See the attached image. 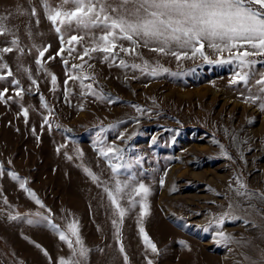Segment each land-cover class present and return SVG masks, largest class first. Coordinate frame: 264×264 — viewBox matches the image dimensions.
<instances>
[{
	"label": "rangeland",
	"instance_id": "rangeland-1",
	"mask_svg": "<svg viewBox=\"0 0 264 264\" xmlns=\"http://www.w3.org/2000/svg\"><path fill=\"white\" fill-rule=\"evenodd\" d=\"M47 4L60 7L61 0ZM72 7L68 4L64 9ZM0 17L6 28L0 49L12 48L0 52V66H8L0 67V76L5 77L0 91L8 89L6 102L0 101V264H59L61 258L81 264H125V255L128 264H147V259L153 264H264V199L260 198L264 111L259 101L245 102V97L259 92L256 81L264 73L263 57L250 58L262 62L253 66L244 86L230 83L239 71L235 61L210 64L199 55L177 60L143 46L125 54L117 47L118 55L110 61L101 52L92 53L91 59L84 57L83 73L92 77L84 84H92L93 95L81 88L78 79L68 80L67 86L64 82L68 75L80 74L71 65L84 62L74 57L92 45V35H102L99 29L85 35L65 32L57 24L62 28L57 33L47 17L45 0H0ZM76 34L85 35L76 52L70 56L64 43V51L57 55L61 35L66 41ZM117 43L131 47L125 40ZM45 48L40 57L39 50ZM204 51L211 60L218 59L212 50ZM228 55L225 52L222 58ZM38 58L42 66L36 64ZM121 59L129 67L120 66ZM144 61L168 71L153 77L131 67L143 66ZM49 73L57 77L55 86ZM13 80L19 85L14 86ZM18 89L24 90L22 98L15 94ZM22 108L28 109L27 123ZM101 139L105 146L122 150L123 160L112 163L130 165L120 169L118 178L135 176V183L150 189L149 214L143 218L140 196L131 197L134 206L128 196L120 200L127 212L119 242L113 226L119 216L104 191L105 186L113 189L115 179L108 160L97 150ZM85 168L98 180L93 181ZM237 179L251 197L237 195V190L245 191ZM20 181L27 182L25 187L44 207L20 187ZM218 204L226 205L227 212L230 204L234 206L232 216L239 219L228 217L218 226L213 213ZM73 222L86 257L74 256L59 238L64 232L75 242L67 228ZM141 223L159 255L145 248ZM219 232L232 239L221 240Z\"/></svg>",
	"mask_w": 264,
	"mask_h": 264
},
{
	"label": "snow or ice",
	"instance_id": "snow-or-ice-1",
	"mask_svg": "<svg viewBox=\"0 0 264 264\" xmlns=\"http://www.w3.org/2000/svg\"><path fill=\"white\" fill-rule=\"evenodd\" d=\"M68 4L73 5L71 10L64 9V6ZM45 11L48 19L55 26L57 33L62 31L60 26H56L57 24L63 26L65 32L77 31L84 32L87 35L93 29L101 31L102 35L99 37L95 35L90 37L92 40L91 46H84L83 51L77 53L76 57H74L84 62L71 65L72 69H80V74L68 75L66 72L68 79L64 82L67 86L68 80L78 79L81 88L88 89L90 94L93 95L96 94L91 92L92 84H84V80L92 79V77L83 73L84 64L87 63L84 57L91 59L92 53L101 52L105 54L103 59L110 61V58L114 59L118 55L114 51L117 47H119L120 52L125 54L135 53L137 47L143 46L158 54L172 55L177 60L182 57L190 58L199 55L200 58L210 64H232L235 61L239 71L234 72L230 83H242L244 86L248 85L253 66L262 62L250 58L264 57V0H114V2H110V0H61V6L56 8L50 7L47 4V0H45ZM35 14V10H33V15ZM0 19H3V17H0ZM5 32L6 28L0 24V35ZM85 35H70L66 41L61 35L62 47L57 55L64 51L63 44L67 43L69 46L68 54L71 56L72 53L76 52L77 45L84 41ZM119 40L128 41L131 47L126 48L122 44H118ZM11 43L16 45L17 41L13 40ZM205 48L215 52L218 55V59L215 61L211 60L204 51ZM11 51L12 48L10 47L0 49V52L5 53ZM46 51L47 48L39 50V56L43 57ZM225 52L229 54L228 58H222V54ZM54 58L52 57V59ZM62 60L65 65L68 64V60L63 59V57ZM36 64L41 65V59L38 58ZM119 64L125 68L129 67L123 59L119 61ZM88 66L91 67V65ZM0 67L7 69L8 66L4 64ZM131 67L140 69L141 72L153 77L168 71L158 63L153 66L147 61H144L143 66L132 64ZM7 74L8 76L12 75L11 71H8ZM49 75L51 76L52 85L55 86L57 77L51 73ZM29 78L31 79V77ZM3 79L5 77L0 76V80ZM31 82L33 85L37 83L35 80H31ZM12 83L14 86L19 85L17 80H13ZM256 84L259 85V92L254 96L245 97V102L256 103L259 101V108L264 111V73L261 74V79L257 80ZM23 91V89H18L15 93L16 96H21L22 98ZM7 92L8 89L0 91V101H4ZM8 99H12V97ZM40 99L43 103L44 98L41 96ZM44 107H47V105L44 104ZM137 111L142 110L137 108ZM22 112L25 117V123H27L28 109L22 108ZM44 119L45 123H47V117ZM33 134L35 135V129H33ZM120 138L122 139L123 137L121 136ZM99 143L100 147L97 150L100 156L108 160L109 167L114 174L115 184L113 189L110 190L105 186L104 191L119 216V222L113 220V226L116 229V236L119 242L120 226L127 212V209L121 207L120 200L124 196H128L130 198L129 203L134 206L136 201L131 199V197L140 196V216L143 218L149 214L147 198L150 195V189L143 183H135V176H129L126 180L121 181L117 174L121 168H130V165L112 163V160L122 161V150L112 146H105L103 139ZM213 143H216V141L214 140ZM220 147L222 154L227 156V152L223 150V145ZM68 159H71V157H68ZM84 171L93 181L98 180V177L89 169L85 168ZM9 175H11L13 180H19L15 173H10ZM236 182L240 185V188L245 189L243 192L237 190V195H247L249 197L253 195L246 191V186L239 179ZM26 183V181H20V187L25 192H28L29 196L40 207H44L41 201L36 198L35 193L25 187ZM163 183L164 180L162 178L160 184L163 185ZM260 198L264 199V194H261ZM229 216L232 219H239V217L232 216L231 204L229 205V211L218 219V226H222L225 219ZM11 218L15 219L16 217ZM28 222L32 223L31 220ZM52 227L55 228L56 226L52 225ZM67 228L71 236L75 237L74 243L79 245V248L74 247L73 241L64 232H59L60 240L67 244L74 256L78 253L79 257H86L87 249L83 246V241L78 234V225L75 222L69 223ZM204 230L208 231L207 228ZM139 233L145 248L150 250L151 253L159 255L157 245L149 238L142 223L139 227ZM218 235L223 241L232 239V237L225 235L223 232H219ZM217 242L219 243V241ZM36 247L40 248V245H36ZM119 250L121 253L125 251L122 243ZM44 255L48 256L47 251H44ZM124 260L125 264H128L126 255ZM59 264H81V262L79 260L61 258ZM147 264H153V261L147 259Z\"/></svg>",
	"mask_w": 264,
	"mask_h": 264
},
{
	"label": "bare ground",
	"instance_id": "bare-ground-1",
	"mask_svg": "<svg viewBox=\"0 0 264 264\" xmlns=\"http://www.w3.org/2000/svg\"><path fill=\"white\" fill-rule=\"evenodd\" d=\"M233 190V189H232ZM233 192V191H232ZM228 193V192H227ZM230 198V197H229ZM228 198V199H229ZM230 201V200H229ZM229 201H227V202H229ZM233 204V203H232ZM223 205H220V204H218L217 206H216V209H213L214 211H213V213H215V215H214V219H219L224 213H226L227 212V209L224 207V206H226V205H224L223 207H222ZM221 207V208H220ZM232 207H234V206H232ZM220 208V209H219ZM236 209V208H235ZM229 218H231V216H229ZM230 222V221H229ZM262 247H263V245H262Z\"/></svg>",
	"mask_w": 264,
	"mask_h": 264
},
{
	"label": "trees",
	"instance_id": "trees-1",
	"mask_svg": "<svg viewBox=\"0 0 264 264\" xmlns=\"http://www.w3.org/2000/svg\"><path fill=\"white\" fill-rule=\"evenodd\" d=\"M254 58H256V59L258 58L259 59L260 57H254ZM263 59H264V57H263Z\"/></svg>",
	"mask_w": 264,
	"mask_h": 264
}]
</instances>
